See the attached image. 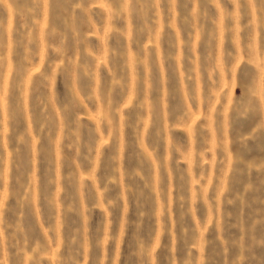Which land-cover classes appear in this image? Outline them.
<instances>
[{
	"label": "rangeland",
	"instance_id": "rangeland-1",
	"mask_svg": "<svg viewBox=\"0 0 264 264\" xmlns=\"http://www.w3.org/2000/svg\"><path fill=\"white\" fill-rule=\"evenodd\" d=\"M0 264H264V0H0Z\"/></svg>",
	"mask_w": 264,
	"mask_h": 264
}]
</instances>
